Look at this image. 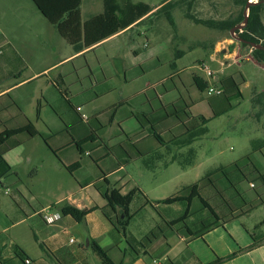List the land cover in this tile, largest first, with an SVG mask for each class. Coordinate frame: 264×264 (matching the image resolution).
Returning <instances> with one entry per match:
<instances>
[{
	"label": "crops",
	"instance_id": "crops-1",
	"mask_svg": "<svg viewBox=\"0 0 264 264\" xmlns=\"http://www.w3.org/2000/svg\"><path fill=\"white\" fill-rule=\"evenodd\" d=\"M29 3L27 0H0V10L9 12L13 8L15 12L19 11L16 16L3 14L4 23L0 19V134L24 128L28 123L38 133L32 138L19 135L11 139L10 143L16 145L3 154L10 171L0 177V261L24 264L21 256L29 259L31 264H102L90 248V243L96 242L115 264H124V258L131 255L146 256L148 249H162L164 244L160 254L168 259L173 246L180 243L191 250V261L195 260L196 264H210L217 259H223L220 264H264V253L259 261L247 260L252 252L246 251L252 241L251 234L243 223L233 220L247 214L249 207L244 204V208L239 209L240 205L234 203L237 200L229 190L227 178H218L223 197L210 185L199 186L200 196L213 209L216 219L195 197L189 204L187 218L170 226L169 222L184 216L188 204L161 203L223 169H227L228 178L240 184L239 173H232L236 163H242L248 175L257 177L258 173H249L251 170L242 161L249 155L256 170L264 173V138H244L242 151L237 155L224 156L221 151L203 147L204 140L210 135V124L230 111L234 99L228 106L224 96L208 95L207 89L200 91L194 83V77L207 87L212 83L202 70L204 65L213 72L218 88L222 79L231 77L238 85V98H243L245 90L250 91L251 98L252 93L264 90L262 81H259L261 78L248 79L240 69L252 63L264 71V64L252 59L248 47L242 54L239 47L232 48L226 37H214L207 46L203 43L196 45V49H203L205 58L197 61L195 66L201 73H191V81L198 91L193 98L184 85L185 69H178L157 83L164 86L167 80L172 81V86L165 87L163 92L155 91L160 107L153 106V98H146L142 105L147 111L138 107L127 110L128 101L148 89L154 90L157 84L112 103L108 99L120 87V82L113 80L115 76H103L101 82H90L86 86L78 78L71 79V73L62 67L72 61L71 58L87 54L147 20L80 52H75L69 45L74 55L58 60L55 51L48 48L26 52L13 42L14 38L44 42L55 37L47 32L44 23L48 21L32 0ZM33 9L42 17L39 24L43 30L35 32L29 39L30 25L26 18L34 15ZM6 17L17 18V21H7ZM18 17H22L21 20ZM9 28H15V33H10ZM147 46L145 43L144 47ZM179 52L177 58L184 54L181 51L175 53ZM132 53L136 55L135 51ZM234 68L238 69L240 78L234 74ZM138 78L140 75L135 77ZM123 80L128 86L125 75ZM102 101L106 104V111L92 113V105ZM89 108L91 110L87 112ZM136 116L145 117L148 122L145 119L141 125ZM198 117L206 121L201 123ZM94 122L100 128L98 138L95 137L97 128ZM152 128L164 144L153 137ZM104 179L116 184L122 195L139 190L129 206L132 219L127 227V232L137 241L147 242L145 247L139 248V255L132 252L122 234L101 211L107 201L95 186ZM167 188L174 189L175 193L164 197L161 194ZM5 190H9V194H5ZM243 200L254 208L264 209V203L259 205L260 200L264 201V195L257 194ZM194 204L196 209L191 211ZM63 207L69 210L66 214L62 212ZM46 209L59 212L61 219L52 226L45 225L41 215ZM116 215L121 219L120 209H116ZM156 215L159 221L153 217ZM261 216L264 218V214ZM263 222L264 219L256 224ZM162 225L167 231L162 230ZM156 230L162 234L160 238L155 236ZM170 231L176 236H171ZM198 232L201 235H191ZM149 235L152 240L146 239ZM113 253L121 255L123 260L115 262L111 258Z\"/></svg>",
	"mask_w": 264,
	"mask_h": 264
},
{
	"label": "rangeland",
	"instance_id": "rangeland-1",
	"mask_svg": "<svg viewBox=\"0 0 264 264\" xmlns=\"http://www.w3.org/2000/svg\"><path fill=\"white\" fill-rule=\"evenodd\" d=\"M10 1L18 2L19 0ZM122 1L123 0H119V3L121 4ZM130 1L134 3L143 2L152 7H157L168 0ZM185 1L186 2H184L181 8H175L171 12L174 26H171L168 23L163 14L154 16L151 20H148L147 22L132 28V30L99 45L95 50L87 54L71 58L72 61L62 67L63 70H67L71 73V79H74L75 81V79L78 78L80 82L86 86H89L90 82H101L103 80V76L106 78L115 76L113 80L114 82H120V87H118L115 95L108 100L112 103H117L121 100V97H130L139 93L149 85L153 86L159 83L160 80L167 79L174 73V71L178 69H185L183 73L184 85L193 98L198 91L195 89L194 84L191 81V73H201L197 68H195V66L197 65V61H201L205 58L203 49H196V45L203 43L207 46L213 38L217 36H223L230 40V32L208 29L204 26L193 24L184 17L183 11H185L187 2L190 0ZM29 2L30 0H27V4ZM102 10L103 0H83L81 6L82 21L101 13ZM240 11L241 8L236 6L233 0H193L190 7V13L194 14L197 18L214 19L217 21L232 20L237 17ZM17 13H19V11L15 12L13 8L10 9L9 12L0 10V19L3 20L4 15L8 17V15L14 14V16H16ZM20 13L22 16L25 15L22 10ZM33 13V16H28L26 18V23L30 25L29 31H27V33H29V39L33 38L32 34L35 32L43 30L39 24V22H42L39 18L42 17L38 15L34 9ZM244 13L247 15L248 12L243 11V14ZM21 18L22 17H18L20 20ZM6 20L16 22L17 18L15 20L7 18ZM2 22L4 23V20ZM262 22L264 23V12L262 14ZM44 24H46L48 28L47 32H50L55 36L54 38L51 36V41H46V39L44 42H41V40L28 41L17 40L14 38L17 41L14 40L13 42L20 45V49L26 52L33 49L48 48L51 51H55L58 60H64L74 55V52L69 44L59 37L57 31H54L53 26L46 22ZM237 25H243V22ZM9 29L10 33H15V28ZM145 43L148 44L147 47H144ZM22 45L24 46L22 47ZM231 45L232 48L239 47L242 54L248 50L247 48L241 46L240 42L234 41ZM134 51L136 52V55L132 53ZM176 51H181L182 53L184 52V54L177 58L175 53ZM29 59L32 60V57ZM72 67H74L75 72H73ZM142 71L144 72L143 74L141 73ZM233 72L236 75L238 74V78H240L237 68H234ZM240 72H242V74H244L248 79L255 80L257 78H261L259 81H262L261 86L264 87V71H260V69L252 65V63L244 65L242 69H240ZM123 75H125L127 81L129 82L128 86H126L127 84L123 80ZM137 75H140V78L135 79ZM186 82L189 83V86ZM171 83L172 81L169 79L166 83H164V86L157 84V86L154 87V90L148 89L137 95L135 98L127 102V110L136 109L138 107L140 110L147 111V109H144V105H142V102H144L146 98H153V106L156 108L160 107L159 102L155 98V91L163 92L165 87L167 88V86H172ZM190 85H192V87ZM120 92L123 93V96H121ZM204 98L206 97L204 96ZM221 100L223 105L227 106L226 101L223 99ZM208 101H210V99ZM105 107L106 104H104L103 101L97 102L92 105V113L103 111L105 110ZM91 109L89 108L87 112H90ZM229 110L230 111L227 114L214 120L210 124V135L203 142V147H205L206 150L211 148L217 152L221 151L224 156L237 155L240 153L242 151L241 141L244 140V138H264V132L261 127L250 116L252 113V106L250 103L249 90L243 91L242 99H234L233 102H231V108ZM93 124L97 128L95 137L98 138L100 128H98V125L95 122ZM146 127L148 128L149 125H146ZM188 181L186 183H188ZM231 183H233V187L229 188L231 190L230 192H233L238 199L239 197L237 196V193L244 199L252 196L255 197L257 194L264 195L263 183L261 180H257V178L248 176L245 179H241L240 184H238L237 180L231 179ZM250 183L253 184L254 188L250 186ZM186 189H184L181 193H184ZM173 191L174 189L167 188L161 195L169 197L175 193ZM237 202L240 203L239 209H243L242 202L240 200ZM195 209L196 205L194 204L191 207V211H194ZM263 214L264 209L253 208L247 214L241 215L233 221L243 223L249 231V234H251L255 239L260 240L261 235H264V224L261 225L256 223L264 219L261 216ZM153 217L155 220L159 221L157 215L156 217ZM254 224L256 226H254ZM162 226V230L167 231L165 225ZM169 234L174 237L176 236V234L171 233V231ZM155 236L160 238L162 234L159 230H156ZM148 238L152 240L151 235H149ZM143 244L147 245V242L145 241ZM263 244L264 242L257 246L259 248H253H257L256 250H247L252 251L247 257V260H261L259 257L264 253V246L262 247ZM164 246L163 248H165ZM162 249L159 248L154 251L152 249H148V254L146 256L140 255L135 257L134 255H131L130 257L128 256L124 258L123 262L124 264H196L195 260L191 261V250L186 249L183 243H180L179 246H173L168 259L167 257L163 258L160 254ZM111 258L115 262L119 261V259L123 260V257L121 255H117L116 253H113ZM187 259H189V261Z\"/></svg>",
	"mask_w": 264,
	"mask_h": 264
},
{
	"label": "trees",
	"instance_id": "trees-1",
	"mask_svg": "<svg viewBox=\"0 0 264 264\" xmlns=\"http://www.w3.org/2000/svg\"><path fill=\"white\" fill-rule=\"evenodd\" d=\"M192 1L190 0L187 2L185 11H183L184 17L195 25H201L208 29L218 30L222 32H230V30L237 24L244 22L245 15L243 14V11H245L247 3L251 1L252 4L248 7L247 10V22L245 26H243L242 32L239 35L241 40L240 44L243 47H248L251 50V57L254 61L260 64H264V23L262 22L264 0H233L234 4L241 8L240 13L232 20L220 21L214 19L197 18L194 14L190 13ZM32 2L37 7L41 15L48 21L50 25H52L56 29L57 33L73 48V50L75 52H80L83 49L91 48L101 43L105 39H108L109 37L126 30L136 23L138 24L145 19L147 21L151 20L152 17L160 14L164 15L171 26H174L171 12L175 8H181L186 1L168 0L153 8L143 2L134 3L130 0H123L120 4L119 0H103L102 13L91 16L84 22H82L80 10L82 0H32ZM252 44L259 46V48H253L251 46ZM179 54L180 52L176 55L178 56ZM194 83L200 91H204L207 89V85L201 83L196 77H194ZM219 86L222 90V93L220 95L225 97L226 101L228 102V106L229 101L240 97L238 85L235 84L234 80L231 77L222 79L219 82ZM250 103L252 106V113L250 114V116L253 118V120L256 121V123L264 132V90L259 93H252ZM183 113H185V111ZM136 118L141 125H143V121L146 119L145 117L141 116H136ZM198 119L201 123H204L206 121L202 117H198ZM151 134L160 144H164L161 136L155 132L154 128L151 129ZM19 135H25L26 138H32L38 135V133L34 129L33 125L31 123H28L24 128L14 131H6L0 134V177L9 173L10 171L9 165L3 159V154L8 149H10V147L16 145V143L11 144L10 141L11 139ZM242 161L245 162L246 168L251 170V172L249 173H258L257 177L254 178H257V180H261L264 187V173H260L256 170V166L254 162H252L251 155L247 156ZM241 164L242 163H236L232 170V173H239L240 182L241 179H245L250 176L244 171L245 166H241ZM226 171L227 169H223L218 173L203 179L200 183L189 186L184 193H180V195L162 200L161 203L163 204H173L177 202H184L188 204L184 216L176 219L175 221L169 222V225H176L183 222L187 218L189 212V204L195 197L200 199L202 205L207 208L211 215L216 219L213 209H211L207 201H205L200 196L199 186L201 184L210 185L222 196V192L218 187V178L220 180L224 177L227 178V180H229V188L233 187L231 178H228ZM95 187L100 195L107 201L106 207L101 209L102 213L110 222V224L122 234L132 252L136 255H139V248L145 247V245L142 241H137L132 235L127 232V227L132 219V216L129 212V206L133 200L134 195L139 190H132L127 194L122 195L117 185L111 184L106 179L102 180V183L96 185ZM237 196L239 197V199L234 194L236 200H240L242 202L243 208L244 204L249 207L247 209V212L254 208L252 204H246L242 196H239L238 193ZM148 203L150 202L148 201ZM263 203L264 201L260 200L259 205ZM237 204L240 205L239 202H237ZM116 209L121 210V219L117 218ZM68 211V208L63 207L62 212L64 214H66ZM262 224H264V222L261 223V225ZM191 235H201V232ZM251 238L252 244L248 248H246V251L252 250L253 248L259 246L264 242V238H260V240H258L255 239L252 235ZM146 239L149 240V238ZM90 248L100 259L102 264H115L108 256L107 251L99 246L96 242H91ZM234 255L235 254H233L229 258L233 257ZM19 257L24 263L25 259H23L21 256ZM222 261L223 259H217L210 264H220ZM1 264L6 263L1 262Z\"/></svg>",
	"mask_w": 264,
	"mask_h": 264
},
{
	"label": "built area",
	"instance_id": "built-area-1",
	"mask_svg": "<svg viewBox=\"0 0 264 264\" xmlns=\"http://www.w3.org/2000/svg\"><path fill=\"white\" fill-rule=\"evenodd\" d=\"M242 29H243V25H237L235 27V30L232 33H230L231 44L234 41L240 42L239 35L241 34ZM1 53H2V48H0V54ZM202 70L205 72V74L209 78V80L212 81V83L210 84V86L207 87V90H206L208 95H219V94H221L222 90L215 85V83H217V81L214 78L213 72L207 66H204V65H202ZM77 110H79V108ZM82 118L85 121L87 120L86 116H83ZM250 186L253 187V184H250ZM5 194H9V190H5ZM41 219L45 225L52 226L61 219V214L59 212H55V211H51L49 209H46L42 212ZM70 242H73V240L71 239ZM24 263L25 264H31V261L26 258L24 260Z\"/></svg>",
	"mask_w": 264,
	"mask_h": 264
},
{
	"label": "water",
	"instance_id": "water-1",
	"mask_svg": "<svg viewBox=\"0 0 264 264\" xmlns=\"http://www.w3.org/2000/svg\"><path fill=\"white\" fill-rule=\"evenodd\" d=\"M251 4H252V2H251V1L247 3V5H246V8H245V11H247V10H248V7H249ZM244 15H245V20H244V22H243V26H245V24H246V22H247V20H246V18H247V15H246L245 13H244ZM234 30H235V27H234V28H232V29L230 30V33H232ZM240 42H241V40H240ZM251 46H252L253 48H259V46H257V45H254V44H252Z\"/></svg>",
	"mask_w": 264,
	"mask_h": 264
}]
</instances>
